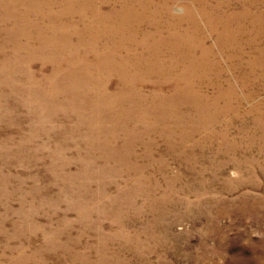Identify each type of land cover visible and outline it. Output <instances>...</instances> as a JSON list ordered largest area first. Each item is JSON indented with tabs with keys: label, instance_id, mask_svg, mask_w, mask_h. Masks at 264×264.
I'll return each instance as SVG.
<instances>
[{
	"label": "rangeland",
	"instance_id": "1",
	"mask_svg": "<svg viewBox=\"0 0 264 264\" xmlns=\"http://www.w3.org/2000/svg\"><path fill=\"white\" fill-rule=\"evenodd\" d=\"M0 264H264V0H0Z\"/></svg>",
	"mask_w": 264,
	"mask_h": 264
}]
</instances>
